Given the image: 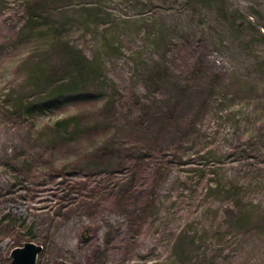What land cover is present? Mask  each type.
Segmentation results:
<instances>
[{"label": "rangeland", "instance_id": "1", "mask_svg": "<svg viewBox=\"0 0 264 264\" xmlns=\"http://www.w3.org/2000/svg\"><path fill=\"white\" fill-rule=\"evenodd\" d=\"M25 242L264 264V0H0V264Z\"/></svg>", "mask_w": 264, "mask_h": 264}, {"label": "water", "instance_id": "2", "mask_svg": "<svg viewBox=\"0 0 264 264\" xmlns=\"http://www.w3.org/2000/svg\"><path fill=\"white\" fill-rule=\"evenodd\" d=\"M42 246L33 242H25L22 246L14 247L11 250L10 264H36V258Z\"/></svg>", "mask_w": 264, "mask_h": 264}, {"label": "bare ground", "instance_id": "3", "mask_svg": "<svg viewBox=\"0 0 264 264\" xmlns=\"http://www.w3.org/2000/svg\"><path fill=\"white\" fill-rule=\"evenodd\" d=\"M60 249H61V248L59 247V248H57V249H54V251H55V252H59Z\"/></svg>", "mask_w": 264, "mask_h": 264}]
</instances>
